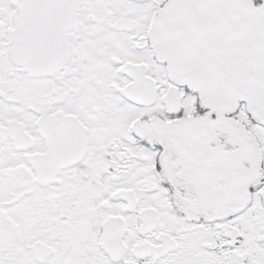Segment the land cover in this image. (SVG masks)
<instances>
[{
	"label": "snow or ice",
	"instance_id": "1",
	"mask_svg": "<svg viewBox=\"0 0 264 264\" xmlns=\"http://www.w3.org/2000/svg\"><path fill=\"white\" fill-rule=\"evenodd\" d=\"M0 264H264V0H0Z\"/></svg>",
	"mask_w": 264,
	"mask_h": 264
}]
</instances>
